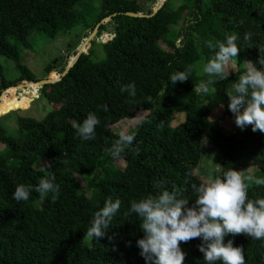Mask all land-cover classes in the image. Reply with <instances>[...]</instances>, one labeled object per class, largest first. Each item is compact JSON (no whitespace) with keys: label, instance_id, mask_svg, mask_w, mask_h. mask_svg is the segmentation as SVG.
Listing matches in <instances>:
<instances>
[{"label":"trees","instance_id":"16d2710c","mask_svg":"<svg viewBox=\"0 0 264 264\" xmlns=\"http://www.w3.org/2000/svg\"><path fill=\"white\" fill-rule=\"evenodd\" d=\"M81 1L0 0V56L11 59L20 74L7 81L0 62L3 91L38 81L20 57L22 48H30L31 34L53 39L79 24L95 28L109 16L107 24L116 26L115 34L103 39L102 60L95 62L91 50L86 53L89 42L86 54L66 75L59 74L58 81L13 91L17 102L11 111L28 108L40 93L51 109L38 119L17 116L13 132L0 122L4 146L0 148V264H144L135 245L143 235L138 218L125 213L131 200L154 195L157 182L169 191L182 189L191 200L193 185L222 176L228 169L242 174L257 166L255 175L245 179L247 194L253 200L264 198V184L256 183L264 180V133L252 131L251 125L226 131L211 116L222 106L224 116L234 121L226 92L249 61L256 64L264 58V0H187L175 9L168 7L167 0L151 17L125 14H151L139 0H103L87 14L76 9ZM105 30L103 24L100 31ZM226 34L237 37L240 50L229 62L236 70L226 69L225 80L217 79L207 85V93L197 94L195 84L209 79L198 74L199 62L206 63L216 50L204 42H223ZM188 68L191 73L184 82H168L169 74ZM129 82L136 89L132 97L120 91ZM7 101L6 94L0 108ZM89 113L100 123L93 140L81 141L73 125ZM181 113L184 118L174 125ZM123 120H137L128 130L135 138L113 159L105 149L117 138L114 128ZM77 175L90 176L88 190L81 187ZM47 176H54L59 186L54 200L41 199L35 192L27 201L12 199L17 184L35 186ZM108 197L119 198L120 209L105 236L95 240L86 230ZM229 239L241 248L244 264H264V240L228 234L224 242ZM199 243V238L181 243L184 264H205Z\"/></svg>","mask_w":264,"mask_h":264},{"label":"clouds","instance_id":"9594fccd","mask_svg":"<svg viewBox=\"0 0 264 264\" xmlns=\"http://www.w3.org/2000/svg\"><path fill=\"white\" fill-rule=\"evenodd\" d=\"M236 40L235 35L226 34L223 42H204L207 48L216 50L201 68L202 74L209 79L195 84L193 90L197 94L207 93V85L228 77L227 66L240 50ZM256 64L249 61L244 72L226 92L227 107L234 114L236 126L243 128L251 125L252 131L264 133V58L259 57ZM190 73L191 68L175 71L168 75L167 80L171 85L178 81L182 83ZM120 91L129 97L136 94L132 82L122 85ZM99 123L98 118L89 113L73 128L81 141H91ZM116 137L105 149L113 159L119 158L132 145L135 133L120 130ZM40 170L44 171V168ZM256 183L264 184V180H257ZM153 187L158 189L154 195L131 200L125 213H134L138 218L143 235L136 239L135 245L144 264H184L185 252L180 245L195 238L200 240L197 249L202 253L205 264H215L218 260L221 264H244L241 248L233 246L231 239L224 242V237L244 234L253 240H264V198H249L245 178L235 169H228L222 176L193 185L194 199L191 200L183 195L182 189L169 191L162 188L159 182ZM31 192L37 193L41 199L50 196L54 200L59 186L54 176L41 177L35 186L17 184L11 196L19 203L27 201ZM120 204L119 198H106L103 206L92 215L86 230L88 236L95 240L104 237Z\"/></svg>","mask_w":264,"mask_h":264},{"label":"rangeland","instance_id":"374dc122","mask_svg":"<svg viewBox=\"0 0 264 264\" xmlns=\"http://www.w3.org/2000/svg\"><path fill=\"white\" fill-rule=\"evenodd\" d=\"M102 1L103 0H83L77 5L76 9L83 14L91 13L96 11L100 7V3ZM158 1L159 0H139L142 8L146 11L153 10V8L158 5ZM184 3H187V0H170L168 7L171 9H175ZM110 20L111 18H108L104 23L100 25L101 27L103 24H105V31H100V27L98 30H96L95 36H93V39L90 40V45L86 51V53H88L90 50L92 51V59L95 62H98L105 57V47L102 44L104 37L109 34H115V24H107ZM187 21L188 17L185 18V22ZM187 24L188 23H186L185 26ZM95 28H92L91 25L88 26L85 24H79L75 26L70 32L66 34L60 33L53 39L47 38L43 34L35 32L29 37L30 48L21 49V62L34 73L38 81L57 78L59 74H62L67 69L74 57L77 56L82 47L81 43L84 39L91 36ZM176 43L179 45L180 40H177ZM162 45L164 46V43H162ZM83 53L85 52L83 51ZM0 62L3 67L5 79L7 81H14L17 77H19L20 74L15 68L14 62L11 59L5 56H0ZM203 64V62H199V65L197 67L199 75H203L201 72ZM227 69H232L233 71H235L236 67L232 63H229ZM2 92L3 89L0 90V94ZM7 96L8 101L0 108V122L4 124L10 132L15 131L17 128V116L38 119L42 118L44 116V113H47V111H50L51 109V106L47 103L44 97H41L40 93L41 98L39 97L32 102H28V104H30L28 108L11 111L10 107L14 104V102L17 101L15 100L13 91H9V93H7ZM18 100H21V98H19ZM211 116L213 119H219L222 128L226 131H231L233 130V128L237 127L233 120L224 116L222 106L214 109ZM183 118L184 115L183 113H181L180 116L174 121V125ZM136 122L137 120H123L114 129L117 132H119L120 130L128 131L130 128L136 125ZM3 147L4 146L0 144V148ZM37 165L39 167L42 166V161L40 160V158L37 159ZM218 168L219 167L215 165L213 169L217 172ZM258 170L259 169L257 166H251L247 169L246 172L242 173L241 176L242 178L249 179L253 177ZM76 178L80 182L81 187L84 190H88L90 176L77 175ZM37 205H40L39 202L37 203Z\"/></svg>","mask_w":264,"mask_h":264},{"label":"water","instance_id":"95a60500","mask_svg":"<svg viewBox=\"0 0 264 264\" xmlns=\"http://www.w3.org/2000/svg\"><path fill=\"white\" fill-rule=\"evenodd\" d=\"M166 0H164L163 2H161V4L155 8H153L152 10V13L151 14H148V13H142V12H138V13H135V12H126L125 14L128 15V16H132V17H151L153 16L164 4H165ZM116 14H114L113 16H115ZM108 18H111L110 16L109 17H106L104 18L97 26L96 28L93 30L91 36L89 37V39H93V36H95V33H96V30L99 29L100 25L102 23L105 22V20H107ZM83 52H79L75 58V60L69 64V66L67 67V69L61 74L62 76L66 75V73L68 72V70L76 63V61L78 60V58L80 57V55L82 54ZM60 79V78H59ZM58 79V80H59ZM58 80H55L53 82H50L48 79H45V80H40V81H37V83H40V88H42L44 85H47V84H50V83H54Z\"/></svg>","mask_w":264,"mask_h":264},{"label":"bare ground","instance_id":"6f19581e","mask_svg":"<svg viewBox=\"0 0 264 264\" xmlns=\"http://www.w3.org/2000/svg\"><path fill=\"white\" fill-rule=\"evenodd\" d=\"M164 0H162L161 2H163ZM161 4V3H160ZM159 4V5H160ZM90 42V39L89 38H86L85 39V42L83 44V46L81 47V52L84 51V49L86 48L87 44ZM76 56L74 57V59L70 62V64L75 60ZM50 82H53L55 80H58L57 78H54V79H48ZM41 84L40 83H37V82H30V83H27V84H20V85H17V86H12V87H9L7 88L6 90L3 91V93L1 94L0 96V101L4 98V96L9 93V91H14L16 89H21V88H27V87H32V86H40Z\"/></svg>","mask_w":264,"mask_h":264}]
</instances>
